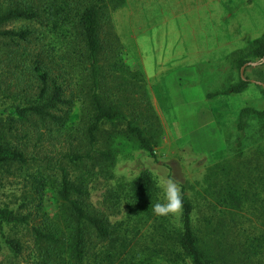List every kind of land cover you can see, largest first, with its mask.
<instances>
[{
    "label": "trees",
    "instance_id": "obj_1",
    "mask_svg": "<svg viewBox=\"0 0 264 264\" xmlns=\"http://www.w3.org/2000/svg\"><path fill=\"white\" fill-rule=\"evenodd\" d=\"M124 2L0 0V77L9 74L13 82L4 90L13 86L18 96L9 104L7 128L0 120V175L24 170L31 179L14 206L0 203V251L3 244L13 255L21 251L17 239L5 236L6 228L18 225L32 236L26 264H264V230L251 237L234 219L241 211L264 221V162H249L240 138L239 168L220 164L225 177L199 229L182 185V214L153 215L152 205L162 199L148 168L125 186L106 189L101 204L107 213L89 200L88 177L109 171L119 145L134 143L153 157L156 144L151 128L159 125L144 73L124 63L110 19ZM263 52L264 38L252 39L237 53L238 70ZM244 78L238 75L206 96L239 92L250 83ZM251 123L263 140L264 108L239 110V134ZM15 136L26 140L16 143ZM30 140L32 149L42 140L48 147H42V170L26 173L41 161L29 153ZM53 143L64 147L53 150ZM47 194L54 205L50 212L44 208Z\"/></svg>",
    "mask_w": 264,
    "mask_h": 264
},
{
    "label": "rangeland",
    "instance_id": "obj_2",
    "mask_svg": "<svg viewBox=\"0 0 264 264\" xmlns=\"http://www.w3.org/2000/svg\"><path fill=\"white\" fill-rule=\"evenodd\" d=\"M110 19L112 26L114 19L120 30L117 35L113 26L121 44L124 63L131 69H141V56L149 73L147 80L143 75L144 85L148 98L152 95L156 100L159 110L151 107L159 127L157 131L151 128L156 140L153 157L134 143L131 146L119 145L109 171H97L95 173L98 174L88 177V198L98 210L103 209L107 213L109 210L101 204L106 189L113 185L125 186L140 169L148 168L155 185L160 175L180 181L193 205L194 224L199 229L209 212L207 204L213 201L212 192L225 177L218 170L220 164L239 168L235 166L242 158L236 154L237 139L242 140L249 162L256 160L262 165L264 162V139H258L257 124H249L242 134L235 128V120L242 107L264 108V97L259 87L250 82L239 92L206 96L237 81V53L244 50L252 39L264 38V0H125L122 6L111 12ZM162 50L168 58L165 64L155 66L154 58L160 56ZM250 67L244 68L243 76L263 82L264 65L260 63ZM0 79V120L7 128L9 104L18 96L13 86L4 90L13 82L9 74ZM209 113H213V117ZM10 131L15 133L14 129ZM18 138L14 137L16 143L26 140ZM33 143L34 140H30L29 153L41 161H34V165L26 169L30 172L26 173L38 167L42 170L44 161L40 157L47 151L42 147H48L47 140L36 141L32 149ZM53 146V150L64 147H56L54 143ZM51 171L55 173V170ZM109 173L111 178H107ZM30 180L24 170L11 169L9 173H2L0 203L14 206L22 196L23 185L28 191ZM157 197L162 199L158 187ZM53 207L50 196L44 195L45 210L50 212ZM242 214L241 211L234 213L235 224L243 227L247 235L252 237L260 229L264 230V221L261 223L249 213ZM120 215L109 217L113 220ZM204 232L206 229L198 233L202 235ZM5 236L17 239L22 249L13 255L3 244L0 264H26L31 259L32 245V236L27 228L18 225L6 228ZM164 264L169 263L165 261Z\"/></svg>",
    "mask_w": 264,
    "mask_h": 264
},
{
    "label": "clouds",
    "instance_id": "obj_3",
    "mask_svg": "<svg viewBox=\"0 0 264 264\" xmlns=\"http://www.w3.org/2000/svg\"><path fill=\"white\" fill-rule=\"evenodd\" d=\"M156 187L162 192L163 202L152 205V212L155 216H179L183 212V194L180 181L175 177L160 175Z\"/></svg>",
    "mask_w": 264,
    "mask_h": 264
},
{
    "label": "crops",
    "instance_id": "obj_4",
    "mask_svg": "<svg viewBox=\"0 0 264 264\" xmlns=\"http://www.w3.org/2000/svg\"><path fill=\"white\" fill-rule=\"evenodd\" d=\"M113 26L115 27V32L117 33V35H118V32L120 31L119 29H118V27H117V24H116V21L113 19ZM163 49H165V46H163ZM139 54H141L140 53V51H139ZM160 54V56H158V57H155L154 58V63L156 64L155 66H158V65H160V64H165V60L168 58V56H165V51H163L162 50V52L161 53H159ZM158 54V55H159ZM139 63H140V68H141V70L143 71V73H144V75H145V79L147 80L148 79V76H149V73L147 72V69L145 68V66H144V63H143V60L141 59V56H140V61H139ZM168 67H171V65H169ZM158 69V68H157ZM193 85L195 86L196 85V83H193ZM149 89V88H148ZM202 94H203V92H202ZM203 96H204V98H207L206 96H205V94H203ZM203 98V97H202ZM149 100L151 101V105L153 106V108H154V110H159L158 109V107L156 108V104H155V102H156V100H155V98H153V96L152 95H150L149 96ZM203 100H206V99H203ZM219 100V99H218ZM218 103H219V101H218ZM156 112V111H155ZM156 113H158V112H156ZM207 114V113H206ZM209 116L210 117H213V113H209ZM212 119V118H211ZM206 120V119H205ZM204 120V121H205ZM222 148H220V150H221ZM219 150V149H218Z\"/></svg>",
    "mask_w": 264,
    "mask_h": 264
},
{
    "label": "water",
    "instance_id": "obj_5",
    "mask_svg": "<svg viewBox=\"0 0 264 264\" xmlns=\"http://www.w3.org/2000/svg\"><path fill=\"white\" fill-rule=\"evenodd\" d=\"M264 61V52H263V55L262 57H260L258 60H255V61H247V62H244L240 67H239V76L241 79H245L244 76H243V69L246 67V66H256L260 63H262ZM249 82L251 83H254L256 85H259L261 88H262V91H263V94H264V83L263 82H260V81H256V80H252V79H248Z\"/></svg>",
    "mask_w": 264,
    "mask_h": 264
}]
</instances>
